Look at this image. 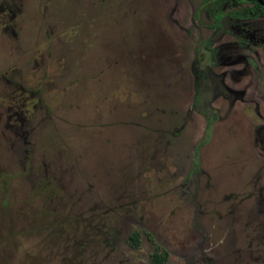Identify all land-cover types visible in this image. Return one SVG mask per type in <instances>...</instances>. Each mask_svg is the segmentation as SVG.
<instances>
[{
  "label": "rangeland",
  "instance_id": "rangeland-1",
  "mask_svg": "<svg viewBox=\"0 0 264 264\" xmlns=\"http://www.w3.org/2000/svg\"><path fill=\"white\" fill-rule=\"evenodd\" d=\"M248 8L0 0V264H264Z\"/></svg>",
  "mask_w": 264,
  "mask_h": 264
},
{
  "label": "trees",
  "instance_id": "trees-1",
  "mask_svg": "<svg viewBox=\"0 0 264 264\" xmlns=\"http://www.w3.org/2000/svg\"><path fill=\"white\" fill-rule=\"evenodd\" d=\"M244 1H247L248 3L253 5V7L251 9L252 12H256L259 16H264V0H261V2L258 0H244ZM195 91H196L195 94L197 96L198 93H200L199 85L196 86ZM197 100H199V99H197ZM197 104H198V102H197ZM199 163H200L199 154H198V152H196L195 158H194L192 165H191V171L197 172ZM130 241H131V245L133 247L138 248L140 246V243H141L140 233L138 231H134L130 236ZM150 258H151L152 264H163L167 260V253H165V252L161 253L158 250V248H156V250L151 254Z\"/></svg>",
  "mask_w": 264,
  "mask_h": 264
},
{
  "label": "flooded vegetation",
  "instance_id": "flooded-vegetation-1",
  "mask_svg": "<svg viewBox=\"0 0 264 264\" xmlns=\"http://www.w3.org/2000/svg\"><path fill=\"white\" fill-rule=\"evenodd\" d=\"M240 1H244V0H240ZM261 2V0H258ZM245 3H247L249 5V8H248V13L252 15V17H255L257 19H260L261 21H264V16H259L256 12H252L251 9L253 7L252 4L248 3L247 1H244Z\"/></svg>",
  "mask_w": 264,
  "mask_h": 264
}]
</instances>
